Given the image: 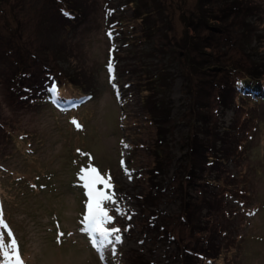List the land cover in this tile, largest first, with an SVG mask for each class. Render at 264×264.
Segmentation results:
<instances>
[{
	"label": "rangeland",
	"instance_id": "obj_1",
	"mask_svg": "<svg viewBox=\"0 0 264 264\" xmlns=\"http://www.w3.org/2000/svg\"><path fill=\"white\" fill-rule=\"evenodd\" d=\"M204 1L138 0V9L151 13L148 23L155 29L147 33L126 0H0V245L5 251L10 230L24 264H181L178 248L186 242L201 248L202 241L182 223L173 179L193 135L190 108L205 106L207 120L218 128L250 126L240 136L239 154L219 168L222 176L235 175L229 181L236 199L222 196L226 217L218 221L224 231L212 233L218 249L211 264H264V78L261 99L235 93L238 79L254 63L264 65V0ZM228 7L242 9L228 21L237 33L223 20L224 25L213 21L222 33L187 23L191 14ZM250 11L256 19L252 35L239 30ZM208 54L215 61H205ZM232 58L238 68L231 73L212 68L216 60ZM191 60L204 70L191 69ZM152 73L163 76L156 100L169 110L161 116L166 131L160 139L145 116L139 86ZM52 88L82 104L70 111L51 107ZM152 104L149 100L147 108ZM156 150L163 156L151 181ZM206 172L211 178L216 173ZM96 175L107 182L97 181L95 188L108 197L100 203L112 217L102 226L118 228L110 237H121L113 240L114 252L111 244L104 248V259L86 232L88 223L82 224L89 200L84 184ZM196 189L188 194L196 196ZM145 194L153 198L150 206ZM201 215L200 220L210 214L203 209ZM152 222L165 225L167 234H158ZM0 260L15 264L2 253Z\"/></svg>",
	"mask_w": 264,
	"mask_h": 264
},
{
	"label": "trees",
	"instance_id": "obj_2",
	"mask_svg": "<svg viewBox=\"0 0 264 264\" xmlns=\"http://www.w3.org/2000/svg\"><path fill=\"white\" fill-rule=\"evenodd\" d=\"M208 1V0H207ZM204 1V2H207ZM212 4H216L215 1H211ZM127 6L130 5V8L132 10H135L132 15V18H134L135 22H139V24L143 25L147 33H154L153 26L148 23V15L151 13L144 12L143 9H138L139 2L138 0H126ZM73 9L72 7H70ZM69 8V9H70ZM255 9V8H252ZM142 10V11H141ZM246 10L249 12V9L246 8ZM72 11V10H71ZM148 11V10H147ZM205 11H214L212 8H208V10ZM216 11V10H215ZM201 12L196 13V16L191 14L190 18L188 17V25L191 27H197V23H203V26L209 27L210 30L213 32L220 31L223 32L222 27L220 25H224V23L221 21H225L228 23L227 29L230 30L233 33H237V27L234 24H230L228 21L230 19L234 20L237 18L238 12H242V9L234 7H228L226 9V12ZM72 14V12H70ZM76 17V16H75ZM76 19V18H75ZM190 19V20H189ZM213 21H220L219 23H215ZM247 22H242L241 26L239 27V30L241 32L249 33L252 35L253 27L256 23V19L254 18L253 14L248 13V16L246 17ZM144 22V24H143ZM212 23V24H211ZM223 23V24H222ZM209 25V26H208ZM189 28V27H188ZM226 31V30H225ZM229 36L226 34V37ZM145 38H148L144 35ZM208 38V37H207ZM240 38H244L240 34ZM151 40V39H149ZM152 41V40H151ZM206 45L209 44L205 43ZM153 46V47H152ZM152 52L153 54L158 53V48L154 47V43L151 44ZM210 47L211 46H206ZM213 49V48H212ZM193 50H197L196 46L193 48ZM202 51V50H201ZM200 51V52H201ZM212 52H214L212 50ZM202 53H205L202 51ZM205 61H215L212 54L207 55ZM210 56V58H209ZM220 60V59H219ZM216 60L215 70H218L220 73L222 72H232L234 68H238L236 65L238 63L237 59H224L223 61ZM188 65L191 69L194 70H204L201 68L202 64L200 61L197 60H191L188 62ZM264 65L261 63H254L252 67L250 68V71L248 73H245L241 79H238L236 85V91L235 93L237 95H241L243 99H264V94L262 93L261 98L258 97L259 92L262 90V83L260 82L264 78ZM162 75L155 73L151 74L148 77H144L140 80L141 84L140 86V93L142 102L145 105V116L151 121V123H154L156 128L155 136L157 139H160L162 136H164L166 130H162L161 126L163 124V120H161L162 117H167L169 114L168 109H164L163 104H159V101L156 100L157 95L159 92L157 90H161V87H164V83L162 81ZM156 92L155 95L152 96L153 92ZM240 91V92H239ZM243 95V96H242ZM263 96V97H262ZM154 100H152V98ZM152 101V105L147 108L148 101ZM225 100L222 101L224 103ZM50 103V102H49ZM160 105V106H158ZM226 106V105H225ZM201 111H198L199 107H191L190 108V114H191V121H192V130L193 135L192 137L187 141V147L186 152L188 151V154L184 156V163L178 168L177 172L175 173L176 176H178L176 179H173L174 184L176 185L175 193L179 194V197L181 199V215H182V223L188 224V230L191 234V237L198 238L202 241L201 248L196 247L197 244L194 242L191 244V246L186 242L182 246H180L178 249L180 250V256H181V264H211L213 258H216L215 254L217 253V247L215 245V238L212 237L213 231H220L223 232L224 228L220 226L222 223L218 221L221 216L226 217L225 215V206L222 202V196L224 194L231 195L235 197V193L233 192L231 188V183L229 181L230 178H234L233 176H225L221 175V172L219 168L226 163L227 160H229L231 157L234 158V156H237L239 154V150L242 148V144H240V136L241 134L245 133L249 130L250 126L244 122L243 126L244 128H237L236 125H224L215 126L210 121H208V114L205 110V106H201ZM205 108V109H203ZM226 108H229L227 106ZM205 111V113H204ZM161 112H163V115H161ZM159 118V121L156 120V118ZM250 118H247L245 120H248ZM188 139V138H187ZM157 140V148H162ZM227 146V149H226ZM239 148V149H238ZM231 151V152H230ZM229 153V154H228ZM232 154V155H230ZM155 161L153 160L154 164L150 167V180L153 181V179L157 177V174L159 173L155 172L159 171L160 166V160L162 158L161 154H159L158 150L154 153ZM161 156V158H160ZM209 170L211 172H216L214 177H209L208 174H206V170ZM239 175V174H238ZM236 175V177L238 176ZM224 186V188L222 187ZM196 186V196H190L188 193L191 190L192 187ZM221 187L223 190V194L219 192L218 188ZM152 191H155L152 188ZM198 193V194H197ZM143 196V195H142ZM147 202H149L150 198L148 194H145L143 197ZM236 199V197H235ZM198 201V203H196ZM149 206L151 203H146ZM205 209L209 211L210 215H207V219H201V211ZM215 217V219H214ZM220 217V218H218ZM153 223V222H152ZM156 223L154 222L153 225ZM162 224H156V232L159 234H167L168 231H163L166 228L165 225ZM202 225V227H200ZM160 226L162 227L160 229ZM198 234L197 237H195ZM203 237H199L202 236ZM173 238L177 237L172 235ZM178 238V237H177ZM136 264H139L137 261ZM142 264V262L140 263Z\"/></svg>",
	"mask_w": 264,
	"mask_h": 264
},
{
	"label": "snow or ice",
	"instance_id": "obj_3",
	"mask_svg": "<svg viewBox=\"0 0 264 264\" xmlns=\"http://www.w3.org/2000/svg\"><path fill=\"white\" fill-rule=\"evenodd\" d=\"M73 122L75 123V120ZM77 126L79 127V125ZM91 172L95 173L96 169L95 168L91 169ZM87 179L88 178L85 177V180ZM97 181H100L99 175H96L95 179L84 184V187L87 190L86 194L89 197V200L87 201V214L85 215L84 219L85 222L88 223L89 225L88 234L90 236L94 231L99 232L101 234V240L99 241V243L95 239H93L92 244L100 253L101 259H104V255H103L104 248L111 244L112 250L114 252L115 246L113 244V240L115 242H119L121 240V237L120 235H114L110 237L111 233L119 232L118 228L108 229L102 226L103 219L111 220L112 217L108 216L106 209L101 207V203H100L101 200L107 199L108 197L105 196L104 193L98 191L95 188V184ZM100 182L107 183L106 181H100ZM0 223H4L2 219V214H0ZM9 236H10V240L6 242L9 245L7 251H5L4 247L0 245V253H2L4 257H8L9 259L14 260L15 264H24V261L20 257L16 240L11 238L10 230H9ZM0 239H2V237H0Z\"/></svg>",
	"mask_w": 264,
	"mask_h": 264
}]
</instances>
